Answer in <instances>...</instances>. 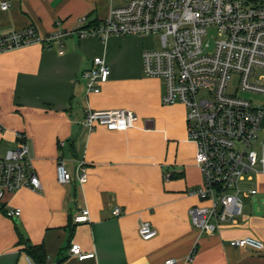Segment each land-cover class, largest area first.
Segmentation results:
<instances>
[{
	"label": "crops",
	"instance_id": "0c3cea01",
	"mask_svg": "<svg viewBox=\"0 0 264 264\" xmlns=\"http://www.w3.org/2000/svg\"><path fill=\"white\" fill-rule=\"evenodd\" d=\"M10 7L3 11L1 4ZM116 0H0V33L35 27L40 35L58 29L77 31L100 23ZM83 20V24L80 21ZM150 37L79 38L35 44L0 54V159L18 147L25 135L42 191L29 188L7 193L0 206V264H31L24 241L43 245L47 264H264V252L230 245L235 238L264 242V221L243 215L236 227L204 234L189 210L209 201L190 192L204 180L196 163L197 146L190 141L187 110L165 105L164 81L148 77L143 53ZM62 51V54H60ZM103 57L109 80L99 93H87L81 74ZM124 109L137 121L127 131L95 123L90 131L85 112ZM73 179L60 184L59 161ZM86 162L81 185L77 161ZM264 175V174H260ZM264 192V179L258 188ZM258 193L256 195H258ZM90 222L75 225L83 208ZM122 214L115 216V208ZM21 209L19 218L5 210ZM150 222L156 237L144 240L139 228ZM78 245L84 255L70 252Z\"/></svg>",
	"mask_w": 264,
	"mask_h": 264
},
{
	"label": "built area",
	"instance_id": "2783aa9c",
	"mask_svg": "<svg viewBox=\"0 0 264 264\" xmlns=\"http://www.w3.org/2000/svg\"><path fill=\"white\" fill-rule=\"evenodd\" d=\"M116 1L102 22L73 33L57 28L40 35L35 27L0 33V54L35 44L51 48L72 34L102 42L112 36L159 35L161 47L143 53L144 71L148 77L163 79V104L185 106L189 139L197 146L196 163L204 180L203 186L190 194L210 202L207 207L190 208L192 224L204 234L217 233L223 226H238L244 212L242 195L258 193L246 187L247 183L254 175L264 174V142L260 139L264 105H255L246 96L264 97V0ZM9 7L8 2L1 4L3 11ZM109 77L110 68L103 57L94 58L92 66L81 74L88 94L99 93L100 84ZM233 85L234 91H230ZM137 119L129 110L88 109L84 125L90 131L95 123L127 131ZM16 136L18 147L0 159V206L7 193L22 188L42 191L26 137L22 133ZM77 176L81 185L86 183L84 160L77 161ZM57 178L60 184L73 179L62 160ZM21 214V209H10L6 215L17 219ZM113 214L120 216L122 209L115 208ZM73 222L89 223V209L83 208ZM139 233L144 240L157 235L150 222H142ZM229 243L234 248L264 252V242L250 236ZM70 252L81 260L94 257L84 255L78 245ZM163 264H176V260Z\"/></svg>",
	"mask_w": 264,
	"mask_h": 264
},
{
	"label": "rangeland",
	"instance_id": "374dc122",
	"mask_svg": "<svg viewBox=\"0 0 264 264\" xmlns=\"http://www.w3.org/2000/svg\"><path fill=\"white\" fill-rule=\"evenodd\" d=\"M149 43L147 46L151 48H160L161 47V38L159 35L152 36L149 38ZM230 91H234V85L229 88ZM249 99L254 101L255 105H264V97L260 95H255L252 93L246 94ZM260 139L264 142V119L261 124ZM253 181L247 183L246 187H256L258 188L261 185L264 175H254ZM242 200L244 204V216H253L259 217L264 221V192L259 191L258 195H252L250 197H245L242 195ZM236 227V226H228Z\"/></svg>",
	"mask_w": 264,
	"mask_h": 264
},
{
	"label": "trees",
	"instance_id": "16d2710c",
	"mask_svg": "<svg viewBox=\"0 0 264 264\" xmlns=\"http://www.w3.org/2000/svg\"><path fill=\"white\" fill-rule=\"evenodd\" d=\"M5 213L7 214V210H5ZM22 243L24 245L23 251L28 255L33 264H47L48 256L43 245H31L24 241L23 238Z\"/></svg>",
	"mask_w": 264,
	"mask_h": 264
}]
</instances>
